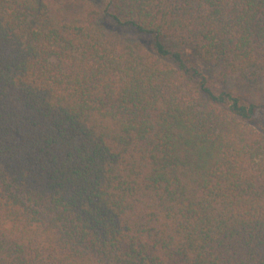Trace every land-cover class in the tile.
I'll return each instance as SVG.
<instances>
[{
    "label": "trees",
    "instance_id": "1",
    "mask_svg": "<svg viewBox=\"0 0 264 264\" xmlns=\"http://www.w3.org/2000/svg\"><path fill=\"white\" fill-rule=\"evenodd\" d=\"M246 87L264 0H0V264H264Z\"/></svg>",
    "mask_w": 264,
    "mask_h": 264
},
{
    "label": "rangeland",
    "instance_id": "2",
    "mask_svg": "<svg viewBox=\"0 0 264 264\" xmlns=\"http://www.w3.org/2000/svg\"><path fill=\"white\" fill-rule=\"evenodd\" d=\"M110 32H112V33H110L111 35H120L114 30H111ZM128 36L129 35H126L124 37V34L121 33V41H123V38H125L124 40L130 41V38ZM245 91H247L248 95L252 96V98H254L256 101L263 102V100H264V89L263 88H261V87H255V88L246 87ZM260 117L261 118L254 121V125L257 129L264 132V108L261 110Z\"/></svg>",
    "mask_w": 264,
    "mask_h": 264
}]
</instances>
